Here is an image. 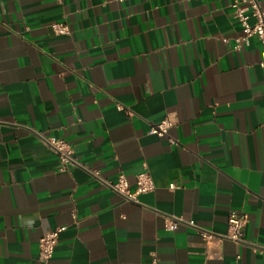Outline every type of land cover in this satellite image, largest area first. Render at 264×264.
Wrapping results in <instances>:
<instances>
[{
	"label": "crops",
	"instance_id": "0c3cea01",
	"mask_svg": "<svg viewBox=\"0 0 264 264\" xmlns=\"http://www.w3.org/2000/svg\"><path fill=\"white\" fill-rule=\"evenodd\" d=\"M237 7L254 25L246 0H0V264H43L61 226L47 264H264V58ZM144 171L137 202L111 187ZM234 211L256 246L223 237Z\"/></svg>",
	"mask_w": 264,
	"mask_h": 264
},
{
	"label": "built area",
	"instance_id": "2783aa9c",
	"mask_svg": "<svg viewBox=\"0 0 264 264\" xmlns=\"http://www.w3.org/2000/svg\"><path fill=\"white\" fill-rule=\"evenodd\" d=\"M253 4L254 18L256 20L254 25L249 22V17L245 15L242 8L237 7L236 13L241 19L245 34L240 39H237V48L241 45H250L251 39L256 37L262 46V55L264 58V10L260 7L257 0H246ZM56 33L60 35L70 34V27L64 23H54L52 25ZM178 123V115L176 112H170L168 116L159 124L152 127L151 133L165 137L168 135L170 129ZM50 147L56 151L62 161L64 167H79L83 166L81 161L76 156V149L68 141L58 136H50L47 139ZM99 173H97L98 175ZM111 187L118 193L124 195L131 201H139V197L143 194L153 192L156 189V184L152 174L149 171L140 173L137 177V188L135 191L131 190L130 183L125 175H121ZM182 215L176 213L166 220L165 228L168 231L176 230L179 223L182 221ZM248 221V216L244 213L232 212L229 217V227L223 237L230 239L237 243H243L251 246H256L254 239H246L244 235V227ZM66 227L61 226L54 231L45 234L40 240V259L43 264H47L55 254L61 234L65 231ZM207 238L212 235L207 234ZM260 254L264 255V246L257 249Z\"/></svg>",
	"mask_w": 264,
	"mask_h": 264
}]
</instances>
